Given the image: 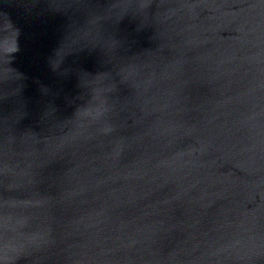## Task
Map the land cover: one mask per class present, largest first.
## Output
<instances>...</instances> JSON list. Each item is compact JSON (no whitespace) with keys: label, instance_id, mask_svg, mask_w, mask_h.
<instances>
[{"label":"water","instance_id":"95a60500","mask_svg":"<svg viewBox=\"0 0 264 264\" xmlns=\"http://www.w3.org/2000/svg\"><path fill=\"white\" fill-rule=\"evenodd\" d=\"M0 264H264V0H0Z\"/></svg>","mask_w":264,"mask_h":264},{"label":"clouds","instance_id":"9594fccd","mask_svg":"<svg viewBox=\"0 0 264 264\" xmlns=\"http://www.w3.org/2000/svg\"><path fill=\"white\" fill-rule=\"evenodd\" d=\"M147 2H148V0H145V4H147ZM13 50H15V49H13Z\"/></svg>","mask_w":264,"mask_h":264}]
</instances>
